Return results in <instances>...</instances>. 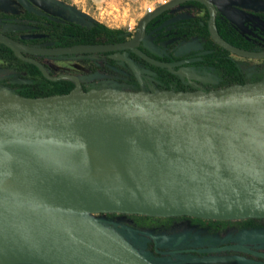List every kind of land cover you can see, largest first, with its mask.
Listing matches in <instances>:
<instances>
[{
    "label": "water",
    "instance_id": "95a60500",
    "mask_svg": "<svg viewBox=\"0 0 264 264\" xmlns=\"http://www.w3.org/2000/svg\"><path fill=\"white\" fill-rule=\"evenodd\" d=\"M25 8L42 14L28 0ZM186 1L168 0L147 12L134 37L117 43L38 47L0 31V43L35 63L50 80L75 78L65 94L27 97L0 92V181L17 174L19 159L38 165L56 192L42 200L0 188V230L17 239L32 264H155L96 214L130 213L204 219L264 218V80L210 91L156 92L80 88L77 76L50 74L24 53L63 55L137 49L149 22ZM210 11L212 38L243 57L264 58L225 40L216 27L218 7L247 0H195ZM234 19L232 16H230ZM137 52L148 61L169 66ZM115 57L144 72L126 54ZM24 81V80H18ZM133 144L185 177L186 189L143 190L100 185L71 169L62 151L89 148L91 133ZM209 261H240L228 255Z\"/></svg>",
    "mask_w": 264,
    "mask_h": 264
},
{
    "label": "rangeland",
    "instance_id": "374dc122",
    "mask_svg": "<svg viewBox=\"0 0 264 264\" xmlns=\"http://www.w3.org/2000/svg\"><path fill=\"white\" fill-rule=\"evenodd\" d=\"M166 1L168 0H28L37 9L55 14L62 20H71L89 25L103 21L111 27L119 25L128 29L131 26L134 34L138 30L141 11L147 13ZM239 7L241 14H245L241 25L243 26L242 29L246 30L247 35H253V29L260 26L262 30L264 29V23L251 14V11L264 12V0H247ZM23 10L24 7L17 0H0V13L14 14ZM102 10L104 12L100 14ZM25 27L20 23L0 22V29L4 31L24 29ZM150 43L151 49L162 52L171 45L174 47L179 42L172 38L162 42L159 46L153 45L152 39ZM202 46V43L196 40L188 45V47L195 49ZM44 60L56 74L71 73L77 75L82 89L84 87L89 90L132 89L130 83L132 80H129L124 70L120 66L103 65V59L100 57L83 59L81 57L49 56ZM135 72L142 87V92H156L151 78L143 77L141 75L143 72ZM204 74L213 76L209 71ZM10 80L18 81L22 79L17 78V74L7 69L5 63L0 60V92H11L8 87V81ZM149 85L151 88L148 89ZM114 216L120 220L134 223L141 228V234L136 235L141 239L140 242L137 240L141 243V249L146 248V241L151 239L150 236L164 237L165 240L162 243L158 242V247L161 251H164V257L167 260H183L187 261L188 264H264V220H251V218L219 220L193 217L159 219L152 218L149 215L128 213H118ZM251 223L253 224L249 226ZM185 234L190 235V240L186 242L185 246L200 249L202 254L245 256L248 260L197 263L189 261L192 260L190 256L171 254L170 248L173 242L176 241L179 235Z\"/></svg>",
    "mask_w": 264,
    "mask_h": 264
},
{
    "label": "flooded vegetation",
    "instance_id": "af4514ba",
    "mask_svg": "<svg viewBox=\"0 0 264 264\" xmlns=\"http://www.w3.org/2000/svg\"><path fill=\"white\" fill-rule=\"evenodd\" d=\"M186 2L180 3L168 9L169 12L164 15L161 23L156 24L154 27H152V29H148L150 22L153 20L152 19L147 26L146 36L144 37L140 46L137 49H124L121 51H103V52L63 54V55H36V56H44V59L49 56L81 57L83 59L87 57H100L103 59V63H104L103 65L112 66V64L110 63V59H116V60L124 61L125 63H127V61L115 57V54L117 53L126 54L128 58L132 59V57H130V54L136 53L141 57V59H139L138 61L139 63H136L133 59L132 60L137 65H139L142 69L146 70L143 73H141V75L143 77H149L152 79V83H153L152 85H154L155 91L159 89V86H162V83L160 82V77L158 74L159 68L169 71L168 76L173 81L172 83H170V85L174 88L180 89V90H174V91H197V90L210 91L213 89H219V88L230 86V83H233L231 85L237 84L235 83L236 78L232 77L229 74L228 70L224 68L223 66L224 58L232 60L234 64L237 66V68L239 69L241 68V66H244V68L248 71L249 75L252 74L254 72V67L252 65L250 66L249 61L243 58H248V59H259V58L243 57L236 53H233L232 51L219 45L212 38L211 32H210V36L212 40L216 44L221 46L222 48L228 50L229 54H225L223 51L217 50V48L214 45L210 44L208 41V38L205 35H203L201 32V30L204 28V24H205L204 19H206L207 14H209V17L207 18V24L209 28L210 11L208 7L203 3L202 5H193V4H186ZM241 4L218 7L217 18L220 16L223 20H229L231 23V26L240 35H243L245 38L255 43H258L259 45L264 44V29L262 30L261 26L253 29V35H247L245 33L246 30L242 29L243 26L241 25V22H243V19L245 18V14H241V12L239 11V8H240L239 6H241ZM26 10L28 9L24 7V10L20 13H23ZM40 11H42L43 13L42 14L37 13V12L35 13L46 16L49 19V21H56V22H63V23L75 22L71 20H62L55 14L49 13L45 10H40ZM31 12H34V11H31ZM262 13L264 12L263 11H258V12L251 11V14L259 18L262 21V23H264V18L261 16ZM5 14H8V13H5ZM14 14H19V13H14ZM14 14H9V15H14ZM230 16H232L234 19H232ZM217 18H216V22H217ZM0 22H8V23H13V24L20 23V24L25 25L26 27L24 29H18V30L15 29V30H9V31H4L0 29V31L4 32L7 35L11 34L9 35L10 37H13L16 40H19L31 46L63 47V46L84 44V43H76L72 45H54V44H50L49 42H46L45 44H41V45L29 44L27 40L34 39L39 36H43V34L30 32V29L32 28H28L29 27L28 24H24V22L20 20H10V19L0 18ZM75 23L90 26L89 24H84L80 22H75ZM209 31H210V28H209ZM16 35L19 37V39H17V37H14ZM46 38L47 40L50 39L48 36H46ZM172 38L179 42L174 47H172L171 45V47L165 49L162 52L151 49L152 48L151 43H150L151 39H152L153 45L159 46L160 44H162V42H165ZM195 40L200 41L203 46L199 49L188 47V45ZM92 43H102V42H87L85 44H92ZM143 49H145L146 51ZM137 50H141L142 52L147 54L149 57L156 59L158 61L170 63L171 67L160 66V65L154 64L148 61L143 56H141L137 52ZM248 50H251V49H248ZM256 51H262V50H256ZM104 52H108V54L106 55L102 54ZM24 54L26 55V54H31V53H24ZM31 55H35V54H31ZM128 66L130 67L129 64ZM208 71L211 72L213 76L204 74L205 72H208ZM67 74H71V73H67ZM56 75H59V74H56ZM72 75H75V74H72ZM66 79L73 80L75 82V86L77 85V80L75 78L67 77ZM80 88L82 89L81 82H80ZM147 88L149 89L151 88V86L149 85V87ZM139 89H142L140 83H139ZM83 90L88 91L89 89L84 87ZM130 91H134V90H130ZM113 214L114 215L118 214V212L101 213L100 216L108 221L107 225L109 227L120 232V234L122 233V235L125 238H127L134 246H136L140 250V252L145 254V256H147V258L151 260L153 263L155 264H180V263L187 262L183 260L171 261V260L165 259L164 251H161L158 247V244L162 243L165 240V238L162 236L161 237L150 236L151 239L149 241H146V248L141 249V243H139L141 239L138 236H136L137 234H141V228L138 227L134 223L120 220L116 218ZM136 215H141V214H136ZM185 217H192V216H185ZM193 218H197V217H193ZM189 236H190L189 234L179 235L176 241L173 242L172 247L170 248V253L171 254H183V255L190 256L192 257V260H189V261L197 262V263L213 262V261H209L206 259L213 258V257H220V256H228V255H213V254H206V253L202 254L200 249L186 247L185 246L186 242L190 240ZM137 240H139V242ZM234 256H237V255H234ZM238 257H241L240 261L248 260V258L245 256H238Z\"/></svg>",
    "mask_w": 264,
    "mask_h": 264
},
{
    "label": "trees",
    "instance_id": "16d2710c",
    "mask_svg": "<svg viewBox=\"0 0 264 264\" xmlns=\"http://www.w3.org/2000/svg\"><path fill=\"white\" fill-rule=\"evenodd\" d=\"M186 4L193 5H202L201 2L192 0L187 1ZM168 11L160 14L156 18H154L150 24L148 29H152L156 24H160L163 20V17ZM264 18V13L261 14ZM209 14L206 15V19H204V28L201 30L202 34L208 38L210 44L214 45L217 50L223 51L225 54H229L228 50L222 48L218 44H216L211 36L210 31L207 24V18ZM0 18L2 19H10V20H20L24 22V24H28V28L32 33L43 34V36H39L34 39L27 40L29 44H45L49 42L54 45H72L76 43H87V42H104V43H116L121 41H126L131 39L134 36V33L129 31L126 27H111L104 22H94L90 26H86L83 24L75 23V22H56L49 21V19L44 16L37 14L35 12H31L26 10L23 13L9 15L5 13H0ZM216 27L219 33L229 42L251 50H264V44L259 45L247 38L243 35H240L232 26L229 20H223L220 16L217 18ZM11 35V34H9ZM46 36L50 39L47 40ZM14 37H19L16 35ZM145 50V49H143ZM146 51V50H145ZM104 55L108 54V52L102 53ZM28 57H33L38 59L43 63L47 71L56 75L50 67L44 61V56H36L31 54H26ZM130 57L136 62L139 63V59L141 57L136 54H130ZM249 61L250 66L254 67V72L249 75L248 71L241 66V68H237L232 60L224 58L223 66L228 70L229 74L232 77H235L237 84H245L248 82H256L264 80V58L259 59H248L243 58ZM0 60L5 63V67L11 71H14L17 74V78H20L24 81H8V87L13 93H17L27 97H40V96H49L54 94H65L69 93L74 87L75 82L71 79L62 78L59 80H50L48 79L41 69L33 62L29 60H25L19 57L10 47L6 46L3 43H0ZM110 63L113 67L120 66L126 76L129 77V80H132L131 90L134 91H143L139 89V83L137 80V74L128 66L124 61H119L116 59H110ZM158 69V68H157ZM169 71L159 68V77L162 86H159L160 90H180L174 88L170 85L173 81L168 76ZM15 79V78H14ZM233 83H230V85ZM159 219H172L179 218L185 216H171V217H154ZM198 218V217H197ZM201 219V218H198ZM251 220H264V218H251ZM253 223L249 224L251 226ZM248 226V227H249ZM262 227V226H261ZM154 244V243H153ZM153 246V245H152ZM32 264V263H28Z\"/></svg>",
    "mask_w": 264,
    "mask_h": 264
},
{
    "label": "bare ground",
    "instance_id": "6f19581e",
    "mask_svg": "<svg viewBox=\"0 0 264 264\" xmlns=\"http://www.w3.org/2000/svg\"><path fill=\"white\" fill-rule=\"evenodd\" d=\"M90 137L92 144L89 148L60 152L71 169L90 181L100 185L143 190L186 189L185 177L146 150L96 132H92ZM16 169L15 177L4 180V183L0 181L1 189L30 198L55 199L56 192L38 165L21 158ZM35 262L17 239H10L0 230V264Z\"/></svg>",
    "mask_w": 264,
    "mask_h": 264
},
{
    "label": "built area",
    "instance_id": "2783aa9c",
    "mask_svg": "<svg viewBox=\"0 0 264 264\" xmlns=\"http://www.w3.org/2000/svg\"><path fill=\"white\" fill-rule=\"evenodd\" d=\"M103 12H104V10L100 11V14H102ZM100 22H103V21H100ZM129 31L132 32L133 31V27L130 26L129 27ZM96 215L100 216V214H96Z\"/></svg>",
    "mask_w": 264,
    "mask_h": 264
},
{
    "label": "crops",
    "instance_id": "0c3cea01",
    "mask_svg": "<svg viewBox=\"0 0 264 264\" xmlns=\"http://www.w3.org/2000/svg\"><path fill=\"white\" fill-rule=\"evenodd\" d=\"M146 14V11H141V18ZM113 27V26H112ZM117 27H120L119 25Z\"/></svg>",
    "mask_w": 264,
    "mask_h": 264
}]
</instances>
